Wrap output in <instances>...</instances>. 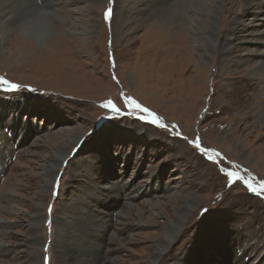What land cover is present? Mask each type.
<instances>
[{
	"label": "rangeland",
	"instance_id": "obj_1",
	"mask_svg": "<svg viewBox=\"0 0 264 264\" xmlns=\"http://www.w3.org/2000/svg\"><path fill=\"white\" fill-rule=\"evenodd\" d=\"M50 1L35 4L44 9L51 31L33 39L38 49L48 45L50 53L38 50L31 61L27 51L11 52L16 34L27 39L20 29H12L0 44V77L20 85L10 90L0 83V130L9 138L0 146V264H145L156 255L155 264H224L243 246L250 253L245 264H264V189L259 185L264 181V78L254 76L258 64L253 62L264 59V34H259L264 11L247 7L248 0H222L218 39L209 41L204 30L213 23L196 18L206 16L201 0L191 1L196 10L188 7L197 34L190 31L185 0L173 11L178 0ZM24 4L18 7L27 13ZM122 4H133L128 17L125 11L120 16ZM156 12L169 17L161 20ZM68 17L78 19V31L69 29ZM125 17L141 21L125 29ZM224 41L231 43L227 68L221 66ZM165 53L168 59L159 65ZM144 58L154 68L149 74L141 66ZM127 96L158 114L164 126L138 119L152 117ZM109 100L119 112L103 106ZM197 138L218 154L212 161L189 143ZM58 146L68 149L63 160L55 154ZM79 160L84 163L78 165ZM45 165H50L48 174ZM220 168L238 169L257 192L239 179L228 186ZM87 180L93 187L79 195ZM110 180L135 187L117 193V202L112 190L103 188ZM174 190L184 198L192 195L188 199L196 207L161 253L153 246L154 235L184 205L181 197H171ZM152 203L156 208L149 210ZM103 204L105 213L91 211L100 212ZM84 209L91 217L79 226L88 222L90 232L101 238L89 242L78 230L79 247L70 256L67 248L77 243L59 238L54 222L71 223L72 213ZM140 210L142 224L135 223ZM33 213L43 219L29 232Z\"/></svg>",
	"mask_w": 264,
	"mask_h": 264
},
{
	"label": "bare ground",
	"instance_id": "obj_2",
	"mask_svg": "<svg viewBox=\"0 0 264 264\" xmlns=\"http://www.w3.org/2000/svg\"><path fill=\"white\" fill-rule=\"evenodd\" d=\"M21 1H25V4H24V7H25V10H26V12L27 13H23V10L20 8V7H18V5L20 4V2ZM56 0H52V1H50V2H55ZM131 1V3H135V2H137V1H140L141 2V4H144V2L145 1H147V0H130ZM151 1V3H154V1H156V0H150ZM167 1V0H166ZM173 1V0H172ZM174 1H176V0H174ZM192 0H185V1H183V4H182V6H184V5H186V7H187V9H185V10H187V16L186 17H188V15H190L189 14V12H188V7L190 8L189 9V11H191L192 9H194V10H196V7L194 6V3H192L191 2ZM202 1V3H203V7L201 8V10H203V9H206V12H205V14H206V16L204 17V16H197L196 18H197V22L198 21H200L201 22V24L202 23H208L209 21L211 22V24L213 23V26L210 28V29H206V30H204V32H207L208 31V33H209V36H208V40L209 41H216L218 38H216V33H217V30H219V26H220V23L217 21V19H218V17H219V15H220V13H221V10H222V8L224 7V5H223V1L222 0H210V1H208V0H201ZM256 1H258V2H255V0H248L247 2H246V6L247 7H255V6H257V8H258V10H259V13L260 12H263L264 11V0H256ZM30 2V3H29ZM180 2L182 3V0H178V1H176V6L174 5L173 7H172V11L174 10V8L175 7H179L181 4H180ZM24 3V2H23ZM35 3H37V0H0V44L3 42V40L2 39H4L5 40V37H6V34L7 33H9V32H11V30L12 29H15L16 31H19V29L20 30H23V34H25V36H27V39H24L20 34H16L14 37H13V39H12V45H11V47H12V50H11V52H14V50L13 49H16L17 51L18 50H21V51H23V52H25V51H27L29 54H28V56L27 57H30L31 59H29V60H33V59H35V57H36V54H37V52H38V50L39 51H41V50H47V52L49 51V53H50V47L48 46V45H46L43 49H38L37 48V46H36V44H34V42H33V39H43L42 38V36L43 35H45V32H48V31H51V30H49L48 28H50L51 26H50V24L45 20V19H47L45 16H46V13L45 12H43L44 11V9H42V6L40 5V4H35ZM158 3H156V5H157ZM168 4V3H167ZM172 4V3H171ZM244 4V3H243ZM58 5H59V3H58ZM132 5L133 4H131V5H128V8H127V6L125 5V4H122L121 5V7L119 8V12H120V16L122 17V14H121V12H123V11H125L126 12V16H127V14H130V13H132L133 11V7H132ZM201 5V4H200ZM181 6V7H182ZM202 6V5H201ZM156 7V6H155ZM181 7H179V8H181ZM142 9V8H141ZM154 9V8H153ZM249 9V8H248ZM158 10V9H157ZM200 10V11H201ZM138 11V10H137ZM161 11H162V9H161ZM165 12V11H164ZM171 12V8H168L167 10H166V14H169ZM138 13V12H137ZM177 13V12H176ZM199 14V12L197 11L196 12V14ZM155 14H160V13H158V12H156ZM186 14V13H185ZM262 14V13H261ZM200 15V14H199ZM263 15V14H262ZM129 16V15H128ZM127 16V17H128ZM137 16V15H136ZM34 17H36L37 19H33ZM127 17H125L123 20V22H122V24H123V28H125L126 29V27H129V26H131L132 24H134L135 23V21L137 22V21H141V18L139 17V18H136V19H134L133 17H131V18H129V19H127ZM152 17V16H151ZM160 19L162 20L163 19V17H169V16H166L165 14H160ZM172 17V16H171ZM261 16L259 15V17L258 18H260ZM157 18V17H156ZM188 18H190V21H191V24H190V31L193 33H196L197 34V32L195 31V29H194V25H196L197 24V22L196 23H194V18L195 17H193V16H189ZM262 18V17H261ZM165 20V19H164ZM244 19H242L241 20V22H242V24L243 25H245V20L243 21ZM67 21V23H69L70 24V27H69V29L71 30H73V31H78V29H77V27H79L80 25H79V23L77 22L78 21V19H74L73 18V20L70 18V17H68V20H66ZM234 21V20H233ZM45 23H47L48 25H46ZM157 23V22H156ZM156 23H154L153 24V26L156 24ZM121 24V25H122ZM238 25V24H237ZM262 26V25H261ZM54 27V26H53ZM155 28V27H154ZM158 28V27H157ZM231 28V27H230ZM57 29H60V30H65L64 28H57ZM56 28H52V30H57ZM115 29V28H114ZM196 29L198 30V31H202V29H199V27H197L196 26ZM204 29V28H203ZM233 29V28H232ZM14 30V31H15ZM46 30V31H45ZM231 30V29H230ZM257 30V29H256ZM66 31V30H65ZM86 31V30H85ZM259 31V30H258ZM116 33H119L117 30H116ZM259 34L261 35V34H264V28H260V31H259ZM232 35H233V33H232ZM262 36V35H261ZM10 37V36H9ZM159 37V36H158ZM240 39V38H239ZM258 39H260V38H258ZM261 41H263L264 42V39L262 38V39H260ZM69 41V40H68ZM196 41H197V46H199L200 45V42H199V39H196ZM242 41V40H241ZM225 43H223V45L222 46H220L221 47V50H222V55H223V61H224V64H222L221 66L224 68H227V67H229V65H230V59H229V56L228 55H230V52H231V50H230V44L231 43H229L228 41H224ZM60 43V42H59ZM222 44V43H221ZM57 45V44H56ZM4 47V46H3ZM54 48V47H53ZM60 48V47H59ZM167 48V49H166ZM172 48H173V46H172ZM199 48V47H198ZM55 49H56V47H55ZM58 49V48H57ZM63 49V48H62ZM62 49H59V50H62ZM165 49L169 52V54H170V51H171V49H169V47L168 46H165ZM206 49H208V47L206 48ZM5 50H6V48H5ZM65 51V50H64ZM166 52V51H165ZM58 53V52H57ZM59 54H60V52H59ZM14 55V54H13ZM30 55V56H29ZM66 55V54H65ZM164 56H163V58H161L160 57V62H158V64L159 65H163V62H165V61H167V53H165V54H163ZM172 55V54H171ZM41 56V55H40ZM60 56V55H59ZM220 56V55H219ZM17 57V56H16ZM222 57V56H221ZM45 58V57H44ZM157 58H159L158 56H157ZM43 59V58H42ZM47 59V58H46ZM39 60H41V59H39ZM68 60V59H67ZM67 60H64L65 61V63L67 62ZM262 60V59H261ZM35 61V60H34ZM37 61V60H36ZM51 61V60H50ZM161 61H162V64H161ZM38 62V61H37ZM46 62V61H45ZM44 62V63H45ZM146 62H149L146 58H144L143 59V61H142V67L145 69V68H147V70H146V72H148V71H150L151 70V72H153V66L152 65H149V63H147V64H145ZM254 63H257L258 64V67L256 68V69H254V76H262L263 78H264V59L262 60V61H260V60H257V59H255V61H253ZM31 63V62H30ZM47 63V62H46ZM151 63H153V65H154V60L151 62ZM66 65V64H65ZM66 68V67H65ZM221 70V69H220ZM226 70V69H225ZM161 71H163V69H162V67L161 66H159V69H157V73H159V72H161ZM164 72V71H163ZM230 72V71H229ZM228 72V73H229ZM147 74V73H146ZM148 74H149V72H148ZM163 74L164 73H161V75H160V73L158 74L159 76H163ZM150 78H152V73H150ZM262 115H264V110H263V112H262ZM9 117V116H8ZM10 121V120H9ZM29 123V122H28ZM12 124V123H11ZM7 128V127H6ZM21 129V128H20ZM63 130V129H62ZM67 130V129H66ZM50 131V130H49ZM61 131V130H60ZM5 130H0V146L1 145H3V144H5L7 141H8V136H7V134H5ZM23 132V131H22ZM21 132V133H22ZM53 132V131H52ZM56 132V131H55ZM12 133V132H11ZM62 133H64V132H62ZM67 133H68V131H67ZM66 133V136L68 135ZM11 136V135H10ZM37 137V136H36ZM21 138V137H20ZM63 138H65V137H63ZM62 138V139H63ZM78 136H76L75 138H74V140L75 141H77L78 140ZM33 139V138H32ZM70 139H72L73 140V136L72 137H70ZM69 139V140H70ZM36 144V143H35ZM59 147V146H58ZM57 147V149L55 150V154H59V159L61 160H63L64 159V156L66 155V152H67V150L68 149H66L65 151L62 149V146L61 147H59L58 148ZM12 148V147H11ZM12 150H13V148H12ZM62 150H63V152H62ZM77 156H78V153H77ZM76 156V157H77ZM47 158V157H46ZM80 158V157H79ZM79 163L80 164H78V165H81V164H83L84 163V161H82V160H79ZM54 165H56V163L54 164ZM59 165H61V162L59 163ZM50 167V165L48 166H44V168H45V173L46 174H48L47 173V171H46V169L47 168H49ZM52 167V166H51ZM51 170V169H50ZM51 172H52V170H51ZM124 175V174H123ZM50 176V175H49ZM52 179L53 178H50V181H52ZM94 179V178H93ZM111 182H109V186L108 187H103L105 190H107V192H109V191H111L112 190V192L110 193V194H114V196L116 197V201L118 202L119 201V198H118V196L116 195L117 193H123V192H125L126 191V189L128 188V187H130V188H134L135 187V183L134 184H131V183H128V185H126V186H124V185H121L120 183H118V182H113L112 180H110ZM131 181V180H130ZM89 182H91V180H87V181H83L82 182V184H81V186H82V189L80 190V192H79V195H80V193L81 192H84V191H86L87 190V188L89 187V186H91V187H93V185L92 184H90ZM126 184V183H125ZM95 186H98V184L97 185H95ZM181 193H180V190H174L172 193H171V197H173V198H177V197H181V199L182 200H184V205L182 206V208H180V210H179V212H178V215H177V217L176 218H174V219H171V220H169V224L168 223H166L165 225H163L162 227H161V229H160V231L159 232H156V234L154 235V237L156 238V237H158V239H156L155 240V243H154V245L153 246H155V248H156V251H159V252H161V253H163L171 244V242H172V237L174 236V235H177L178 233H180V231L182 230V227H183V224H184V221L186 220V218H187V214H188V212H190L194 207H196L195 206V204L193 203V205H192V202L190 201V200H192V199H188V198H190L192 195H186V196H189L188 198H184V197H182L181 195H180ZM39 198V197H38ZM181 199H178L177 198V200L178 201H182ZM79 200H80V198H79ZM117 202H116V204H117ZM177 202V201H176ZM78 204V203H77ZM157 203H155L154 205H156ZM153 205V203L152 204H150V207H149V210H154L155 208H156V206H154ZM75 206V205H74ZM81 206H83V205H81ZM103 206V208H102V210L100 211V212H95V209H97V208H91V211L93 212V213H95V214H98V213H105V204H103L102 205ZM109 206V205H108ZM175 206V205H174ZM78 207V206H77ZM178 207V206H177ZM78 208H76V210H77ZM97 210H99V209H97ZM138 213V214H137ZM136 213V215L139 217V219H137L136 221H135V223H139V224H142L143 222H142V219H143V216H144V213H142V211L140 210V212H137ZM177 213V212H176ZM34 214V213H33ZM74 214V217H73V220H71V223H68V222H63L64 223V225H61V223H60V221L59 222H54V225L58 228V236H59V238H64V242L66 241V240H73V241H75L77 244L76 245H73V246H71V245H69V244H67V245H69V247L67 248V253H69L70 252V256H71V253H72V251L73 250H75L77 247H79L78 246V242H77V240H79V239H77L76 237V235H77V232H78V230H79V233L80 232H82L83 234H84V237H86L88 240H89V242L91 241V242H93L92 241V238L93 239H100L101 238V236H99L98 234H92L91 232H90V227H89V223L87 222V224L86 225H84L83 224V226H79L80 225V223L81 222H84V221H87V219H89L90 217H91V213H90V211H88V210H86V209H84V211L83 212H81L80 214H75L74 212L72 213V215ZM100 216H101V214H100ZM34 220L33 221H31V224H30V228H29V232L31 231V232H33L35 229H36V227H38V225H39V223H40V221H42V219H43V215L41 214L40 215V213H35L34 214ZM149 217H150V215H149ZM148 217V218H149ZM46 218V217H45ZM101 221H103V219H101ZM97 222H99V218H96V217H94V223H97ZM134 222V221H133ZM138 225V224H137ZM79 227H80V229H79ZM127 228V227H126ZM72 230H74V233H72ZM30 234V233H29ZM35 234V233H34ZM81 235V234H80ZM32 236V235H31ZM36 238V237H35ZM67 238H69V239H67ZM39 239V238H38ZM106 242V241H105ZM37 245H39V242L38 243H36ZM42 244V243H41ZM94 244H95V246L97 247V243L94 241ZM31 245V244H30ZM80 245H86V244H83L82 242H81V244ZM91 247V246H90ZM237 247V246H236ZM26 248V247H25ZM59 248H62V246L60 245L59 246ZM88 248V247H87ZM247 248L249 249V247H247V246H243L241 249H239V250H237V249H234V258H233V261L231 262V263H225L224 261H222V263L224 262V264H245V261H246V259H247V257L250 255V253H247ZM37 249V248H36ZM251 250V249H250ZM91 251V250H90ZM66 252V251H65ZM159 252H157V254L159 253ZM32 254V253H31ZM160 254V253H159ZM228 254V253H227ZM61 255V261H62V263L64 262V252L63 253H61L60 254ZM161 255V254H160ZM197 255H199V253H197ZM68 256V255H67ZM156 257H158V255H156L155 257H151V256H149L148 258H147V260H146V262H145V264H155L156 263V260H155V258ZM67 258V257H66ZM198 258H199V256H198ZM230 258V257H229ZM38 259V258H37ZM68 259V258H67ZM73 259H74V257H73ZM220 259V258H219ZM23 261H24V259H23ZM31 261V260H30ZM68 261V260H67ZM35 262H38V261H35ZM74 262V261H73ZM221 263V262H220ZM220 263H218V264H220ZM64 264V263H63ZM68 264H72V263H68Z\"/></svg>",
	"mask_w": 264,
	"mask_h": 264
},
{
	"label": "snow or ice",
	"instance_id": "obj_3",
	"mask_svg": "<svg viewBox=\"0 0 264 264\" xmlns=\"http://www.w3.org/2000/svg\"><path fill=\"white\" fill-rule=\"evenodd\" d=\"M111 11H112L111 9H107L106 10V12H105V19L106 20H110V18H111ZM0 83H2L4 85H7L8 86V89H10V90H18L20 88V85L19 84L12 83V82L8 81L4 77H0ZM125 99L128 102H130L136 109H142V111L144 113H147L149 116L152 117L151 120H147L146 117H144V116H140V117H138V119L144 120L145 122H148V123H152L153 125H156L157 123H160V126H164L163 123H162V121H161V118L158 116V114L152 112L151 109H149V108L141 105L140 103H138L137 101H135V99L133 97H131V96H127V97H125ZM108 105H113L114 110H116L118 112L120 111V109H118V108L115 107L113 101L109 100L103 106L107 108ZM189 143H191L194 146V148L198 149L202 155H205L206 158L209 161H212L213 160V155L216 154L215 153V150L203 148L202 145L198 142V138H197V140L189 141ZM216 155H218V154H216ZM219 171L221 173H223V174H226V176L228 177V186H231L233 183L236 182L237 179H239L240 181H242L244 183V185L251 192H253V193H256L257 192V189L253 187L251 178L241 176L238 172L231 171L230 169H226V168H220ZM259 185H260L261 189H264V181H259ZM57 191H58V187H57ZM205 211H207V210H205Z\"/></svg>",
	"mask_w": 264,
	"mask_h": 264
}]
</instances>
